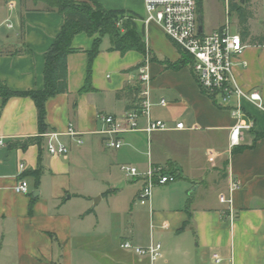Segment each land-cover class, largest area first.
<instances>
[{
	"label": "crops",
	"instance_id": "obj_1",
	"mask_svg": "<svg viewBox=\"0 0 264 264\" xmlns=\"http://www.w3.org/2000/svg\"><path fill=\"white\" fill-rule=\"evenodd\" d=\"M96 1L136 16L152 57L147 62L151 116L171 129L149 136L124 131L118 135L120 148L106 147L99 115L122 121L137 106L139 93H116L139 83L136 67L146 55L112 49L103 36L90 67L93 89L80 92L96 34L74 35L71 45L78 50L67 56L68 89L48 98L45 110L48 131H64L72 123L81 144L64 138L68 153L50 155L43 139L40 150L29 142L38 134L34 101L12 96L1 107L0 97V137L5 142L0 146V264H264V44L251 42V37L264 36V0H239L250 12V35L241 37L245 47L234 59L233 77L243 90H259L263 106L240 99L243 119L252 128L242 130L235 146L229 141L235 123L230 110L202 92L189 66L174 70L162 64L164 59L177 62L180 54L158 23L142 21L145 0ZM203 12L204 0L198 17L205 31ZM63 22L61 13L29 7L27 0H0V81L14 91L42 88L44 53ZM233 32L240 34L238 15ZM162 98L165 105L159 103ZM178 121L184 129H173ZM145 122L140 114L138 128ZM18 161L25 164L21 173ZM38 161L42 172L36 183L31 171ZM122 164L139 173L159 165L176 179L156 185L150 202L140 205L136 194L143 179L126 175ZM22 178L29 185L26 194L14 191ZM232 181L238 187L229 191ZM220 194L230 197V204L222 203ZM123 241L137 246L160 242L161 255L151 261L122 249Z\"/></svg>",
	"mask_w": 264,
	"mask_h": 264
},
{
	"label": "built area",
	"instance_id": "obj_2",
	"mask_svg": "<svg viewBox=\"0 0 264 264\" xmlns=\"http://www.w3.org/2000/svg\"><path fill=\"white\" fill-rule=\"evenodd\" d=\"M145 16L143 22L158 23L167 37L175 42L180 48L186 51L192 57L191 71L202 90L219 107H227L235 123L230 129L229 141L231 146L240 144L242 139V130H250L252 122L243 119L244 110L240 103L241 98H246L262 107V95L257 89L250 91L243 90L238 86L233 77L234 59L245 47L241 36L233 32L230 28L228 19L218 29L201 33L198 31V9L196 0H145ZM119 24V22L117 23ZM11 27V24H7ZM148 55L145 56L144 63L136 67L138 81L142 85L139 92V101L136 107L128 110L122 119L117 120L112 115L102 114L99 118L104 127L99 130L103 136L104 145L108 148L118 149L122 142L118 135L124 131L141 130L148 136L155 131H165L171 129L168 123L161 119L152 118L149 99L150 75L147 62ZM235 99V103L232 104ZM161 105L166 104L165 99H160ZM145 117V126L138 128L137 121L139 115ZM182 121L175 123L173 129H184ZM45 139V150L50 155H65L69 151V145L64 140H73L76 144L82 143L81 133L74 128L72 123H68L64 131H47L43 133ZM4 137H0V146L4 145ZM19 173L25 170L23 161L17 164ZM120 170L130 177L141 176L143 184L136 194V202L145 205L150 202L153 188L156 185H165L173 182L176 176L162 166L149 165L143 172L139 173L137 168L128 165H120ZM238 185L232 181L229 191L237 188ZM29 185L25 179H19L14 185V191L17 193H28ZM222 203L231 202V198L225 194L219 195ZM228 218L232 220L235 217L233 209L228 207ZM120 247L125 250L133 251L140 256H146L151 261L161 255L162 245L160 242H151L146 246L133 245L129 241L120 243ZM216 263L221 261L217 255H213Z\"/></svg>",
	"mask_w": 264,
	"mask_h": 264
},
{
	"label": "trees",
	"instance_id": "obj_3",
	"mask_svg": "<svg viewBox=\"0 0 264 264\" xmlns=\"http://www.w3.org/2000/svg\"><path fill=\"white\" fill-rule=\"evenodd\" d=\"M25 2L26 0H21ZM197 1L198 14L201 15L202 0ZM246 3L249 0H244ZM34 7L38 3H42V8L48 11H57L64 16V22L59 33L56 35L51 46L44 53V70H43V86L40 89L14 91L10 89L4 82L0 81V97L2 104L12 96H27L30 97L36 106L37 110V127L38 134L29 138V142L41 146L43 143V133L48 131L46 122L45 102L48 98L67 91V56L71 52L78 49L72 47L71 42L74 35L85 32L89 35H95L92 41V47L88 53V68L87 76L80 92L92 90L90 84V67L91 62L99 52V45L103 36L107 35L112 49L120 52L128 50H136L142 54L148 55L149 60L152 59L151 52L146 48L143 40V33L137 30L135 23L136 16L128 13L123 9H106L101 6L96 0H31ZM229 12L235 11L238 15L240 26V34L242 38L250 35L247 19L250 12L247 7L241 5L239 0H227ZM119 22V24H117ZM23 28V21L21 24ZM173 42V41H172ZM251 42L264 44V36L251 37ZM174 46L180 54L177 62H169L162 60V64L166 68L177 70L183 66H189L191 69L192 57L180 48L175 42ZM25 48L19 50L24 52ZM139 83L124 88L117 92L116 96L120 97L122 93L127 95L138 94L140 92ZM42 172L41 163L38 161L37 167L31 171L35 176L37 183Z\"/></svg>",
	"mask_w": 264,
	"mask_h": 264
},
{
	"label": "rangeland",
	"instance_id": "obj_4",
	"mask_svg": "<svg viewBox=\"0 0 264 264\" xmlns=\"http://www.w3.org/2000/svg\"><path fill=\"white\" fill-rule=\"evenodd\" d=\"M27 5L29 7H34L32 5L31 0H27ZM37 6H43L42 3H38ZM227 6V7H226ZM228 4L227 0H204V21L203 26L206 32L213 30L212 26L216 22H222L227 18L230 21V27L234 31L236 30V17L237 13L235 11H231L228 14ZM261 27L264 25L261 24ZM166 35V34H165ZM167 36V35H166ZM170 40L169 38H167Z\"/></svg>",
	"mask_w": 264,
	"mask_h": 264
},
{
	"label": "water",
	"instance_id": "obj_5",
	"mask_svg": "<svg viewBox=\"0 0 264 264\" xmlns=\"http://www.w3.org/2000/svg\"><path fill=\"white\" fill-rule=\"evenodd\" d=\"M198 31L201 33L202 32V20L201 18L198 17Z\"/></svg>",
	"mask_w": 264,
	"mask_h": 264
}]
</instances>
